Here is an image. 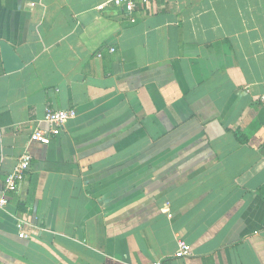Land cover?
<instances>
[{
  "label": "crops",
  "instance_id": "0c3cea01",
  "mask_svg": "<svg viewBox=\"0 0 264 264\" xmlns=\"http://www.w3.org/2000/svg\"><path fill=\"white\" fill-rule=\"evenodd\" d=\"M108 2L0 0V264H264V0Z\"/></svg>",
  "mask_w": 264,
  "mask_h": 264
},
{
  "label": "built area",
  "instance_id": "2783aa9c",
  "mask_svg": "<svg viewBox=\"0 0 264 264\" xmlns=\"http://www.w3.org/2000/svg\"><path fill=\"white\" fill-rule=\"evenodd\" d=\"M160 0H109L108 4L111 7L120 9L130 22H134L135 17L148 5ZM104 5L98 7L99 10L104 9ZM111 48L109 52H113ZM100 55L98 54V57ZM76 116L74 109L57 110L51 107H46L43 115V122L47 124V129L36 128L30 134V140L47 145L53 137L59 135L64 124L69 119ZM31 156L29 153H22L16 160V163L3 180V188L0 190V210H3L8 203V196L15 194L24 181L26 174L30 169ZM18 237L27 238L26 234L21 230V225H17ZM191 255L190 246L184 241H177V250L174 253V258L189 257ZM152 264H162L160 260H155Z\"/></svg>",
  "mask_w": 264,
  "mask_h": 264
},
{
  "label": "water",
  "instance_id": "95a60500",
  "mask_svg": "<svg viewBox=\"0 0 264 264\" xmlns=\"http://www.w3.org/2000/svg\"><path fill=\"white\" fill-rule=\"evenodd\" d=\"M0 52L3 69L6 73L16 71L22 67V62L6 42H0Z\"/></svg>",
  "mask_w": 264,
  "mask_h": 264
}]
</instances>
